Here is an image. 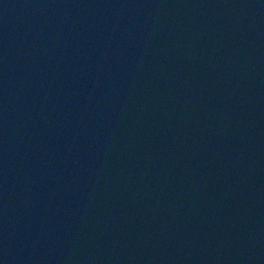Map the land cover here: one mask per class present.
Returning <instances> with one entry per match:
<instances>
[{"label":"water","instance_id":"water-1","mask_svg":"<svg viewBox=\"0 0 264 264\" xmlns=\"http://www.w3.org/2000/svg\"><path fill=\"white\" fill-rule=\"evenodd\" d=\"M0 264H264V0H0Z\"/></svg>","mask_w":264,"mask_h":264}]
</instances>
